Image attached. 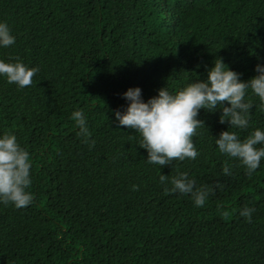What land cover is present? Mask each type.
<instances>
[{
  "label": "trees",
  "instance_id": "obj_1",
  "mask_svg": "<svg viewBox=\"0 0 264 264\" xmlns=\"http://www.w3.org/2000/svg\"><path fill=\"white\" fill-rule=\"evenodd\" d=\"M0 20L16 37L0 59L39 68L24 88L0 77V133L30 152L33 194L23 208L0 204V264H264V159L248 175L217 150L214 136L229 127L221 108L198 112L199 155L163 166L147 163L139 134L114 117L130 86L145 100L179 90L216 57L243 80L255 75L264 0H0ZM248 98L241 139L264 128ZM78 108L87 141L70 118ZM178 171L208 188L203 206L164 191L161 172Z\"/></svg>",
  "mask_w": 264,
  "mask_h": 264
},
{
  "label": "clouds",
  "instance_id": "obj_2",
  "mask_svg": "<svg viewBox=\"0 0 264 264\" xmlns=\"http://www.w3.org/2000/svg\"><path fill=\"white\" fill-rule=\"evenodd\" d=\"M15 39L9 24L0 20V49L13 45ZM38 71V67L28 66L19 59H0V77L18 88L31 85ZM255 72L243 80L241 73L230 68L222 57H216L206 78L192 80L179 90L170 91L163 86L156 95L145 100L140 86H130L122 93L128 102L126 108L123 111L115 109L114 117L119 125L139 134L138 144L147 151V163L163 166L173 161L195 159L199 152L193 137L198 127L204 124L197 118L199 110L221 108L220 123L227 122L229 127L214 136L217 150L236 158L246 174L251 175L264 159V128H253L243 139L238 130L250 125L254 103L252 99H246L249 93L258 98V107L264 111V62L256 64ZM70 118L78 127L77 134L87 141L91 134L83 109L73 110ZM31 169L30 152L21 146L16 135L7 131L0 133V204L10 203L15 208H23L32 202L33 194L29 190ZM223 172L230 174L227 164ZM159 181L165 185V192L190 195L196 207L203 206L209 196L208 188H197L195 179L187 171H178L171 177L161 172ZM132 187L136 189L138 186ZM253 212L254 208L245 206L239 215L251 222Z\"/></svg>",
  "mask_w": 264,
  "mask_h": 264
}]
</instances>
